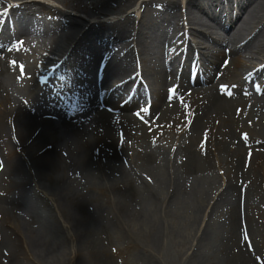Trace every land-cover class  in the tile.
Returning <instances> with one entry per match:
<instances>
[{
	"label": "bare ground",
	"instance_id": "6f19581e",
	"mask_svg": "<svg viewBox=\"0 0 264 264\" xmlns=\"http://www.w3.org/2000/svg\"><path fill=\"white\" fill-rule=\"evenodd\" d=\"M66 1L61 0L62 4ZM120 1L88 0V4L92 10L96 11V5L98 4L108 9L109 6L117 5ZM213 1L188 0L189 14L195 17L192 12L193 7L201 10L202 2L211 3ZM255 1L258 5L253 8L258 12L259 8L264 7V0ZM74 2L77 5L78 0H74ZM65 6H67V3H65ZM18 8L34 15H52L53 19L54 16L60 17L56 9L37 1H26L20 4ZM254 10L252 9L249 12L246 19L242 15L236 17L233 23V19H231L232 30L236 29L232 36V43L238 42L241 35L248 33L250 28L251 30L257 28L250 46H254L258 53L264 55V15H256ZM96 16L97 14H93V17ZM163 16L164 21L168 22V16L165 12ZM64 17H66L67 22L62 27L61 43L64 49L67 45L75 44L72 54L86 53L85 47L108 45L106 46L109 49L108 57H111L118 53L115 47L116 44L122 42L120 45L122 49H126L124 51L127 56L126 59L136 61L135 56L128 50V46L132 43V41L129 42L132 34L126 26L99 21L96 25L92 23L86 28L70 14H66ZM207 30L214 34L212 29L207 28ZM0 36L3 38V43L0 45V159L10 165L11 172L8 173L23 175L25 171L22 165L14 157L10 160L9 155L14 153L18 147L24 146L28 152V168L31 172V182L29 184H13L6 187L0 181V264H22L18 259L16 246H24L25 241L16 226L12 228L18 230L20 239L13 238L7 220V217L16 216L20 213L24 214L27 221L32 224H43L44 230L41 237L30 244L26 242L27 246H24V248L27 254L44 248L46 253H44L45 260L43 262L48 264L49 258L55 259L60 253L65 252L69 241L59 238L61 233L58 231L56 216H53L49 204L36 189L41 190L45 187L46 191L54 194L56 190L65 187V182L73 179L77 174H83L80 171L81 168L86 171L87 167L81 165L80 161H72V164L70 162V166H67L65 160L62 159V163H56L46 168L45 162L36 158L41 153L39 150L48 145L50 141H63L59 140L55 134L60 127L50 117L46 116L48 114L40 107L35 111V119L30 120L29 111L22 102L25 97L15 98L3 88L6 80L12 79L10 75L14 79L22 71L25 73L24 77L26 79L33 78L35 75L34 72L24 67L26 59L21 57L22 54L17 48L25 46L24 51L30 54L34 53L30 50V46H33V44H31L28 34L13 31L8 36L2 34ZM173 44L174 39L169 36L156 39L152 45L154 48L153 53L158 56L156 59L163 55L165 48L170 46L173 48ZM232 53L235 55L232 64L222 63L226 57L225 53L221 54L222 56L215 54L208 59V63L204 67V79H202L204 83L208 84L206 87L195 90L189 87V84L187 86L182 82L176 84L170 74L165 73L163 76L161 73L163 76L162 83L159 87H154V102L150 108H146L143 105V98L139 89L135 90L129 102L122 103L120 97L129 89L130 84L127 81L122 82L123 80L119 78V81H117V83L119 82L118 88L114 90L113 95L104 99L102 104L96 105L95 102H87V110L90 117L91 115L94 116L93 118L77 123L74 120L77 119V116L73 118V112L68 115L64 114L60 124L70 129L68 132L71 137L68 140L73 142L77 149H86L84 153H89L88 148L91 146L90 144L94 143L97 152H104L116 164H122L130 160L132 164L128 172L130 179H127L124 183L115 182L111 176L113 173L106 167L101 165L88 166L89 170L96 173L92 187H101L103 183L107 185L115 183L113 186L126 190L127 193L123 195L129 197L135 196L140 187L148 198L161 199V190L169 185L168 189L171 188L172 192L171 195L169 194L168 203H172L180 195H185L186 190H188V180L191 177L193 180L201 175L203 171H206L204 169L210 167V163L206 160L208 154L196 155L189 148H182L180 154L185 157L176 166L175 174L165 173L164 167L166 165H162V168L158 166L159 162L162 161L161 155H164L161 153V148L150 151L147 146L151 141L162 139V135L166 130L173 131L179 127L187 130L185 136L189 141H209L208 145L216 146L217 149L229 156L228 160L235 162L233 168H235L236 183L231 180L229 189L221 200V203L227 207L226 215H228L229 227L221 250L223 262L224 264H264V249L259 250L257 246L258 235H264V224L258 225L255 218L250 217L246 210L247 204L253 213H255L256 208L259 209L258 204L249 203V199L256 195L258 174H262L263 178L260 179V185H264V145L256 150L255 154H251L252 150L250 148L243 143H238V141H264V93L257 98L256 94L248 90L257 79L253 73L245 81H242L244 71L251 66L250 59L248 62L242 59L240 52L237 50H232ZM165 55L168 58L169 51H165ZM30 69L33 68L30 66ZM147 71V75L150 77L159 74L157 66L149 67ZM186 74L187 72H184L183 75ZM126 75H123V77ZM104 83L107 84L108 80ZM197 83L201 84V81ZM30 88L36 90V83L31 84V82H28L27 95H29ZM11 103L15 104L16 107L13 108ZM59 111L61 110H54L55 113ZM43 115L44 117H42ZM29 127L32 130L27 131ZM38 127L41 130H36ZM86 129H90V131ZM8 130L11 132L8 133ZM37 131L39 133L31 143L30 139ZM14 132H16L17 138L12 137ZM127 143L140 146L136 155L140 165L135 162V158L129 157L126 149ZM66 147H68V144H66ZM78 155H81V152ZM80 159L83 160L84 157L82 156ZM261 160L260 168L254 167L256 169L255 180L253 173L245 170V164L249 161L258 162ZM135 169H146L152 172L155 176L154 182H152L151 177H148L150 175L146 177ZM155 172H158V174L155 175ZM58 174L60 175L58 176ZM89 177L91 178V175ZM242 181L244 185L251 183L253 187L249 186L247 193H240L236 201L233 202L231 194L241 188ZM252 190L253 192L249 193ZM90 199L92 201L89 204L93 206L95 203L97 207L93 208L92 211L89 209L88 212H85V208L79 200L75 202V195L71 199L74 205L77 206L75 209L80 217L75 218V229L69 232L72 239L71 243H73L69 253V263L117 264V262L112 261L117 259L118 254L109 253L106 250L105 243H110V240L114 242L116 235L123 236L124 239L126 236L130 237L128 229L124 227L130 214L127 210L130 206L126 202H117L114 208H110L109 205L104 208L97 205L95 196L91 195ZM124 199L126 200V198ZM166 203L167 201H165ZM158 205H160L159 202ZM242 211L245 212L242 213ZM262 215L264 216V211ZM199 216L200 213H196L197 219ZM241 216H244L249 223L250 228L249 226L248 228L255 249L245 240L244 234H246V231ZM21 219L26 223L24 217H21ZM101 227H105L106 230L100 235ZM158 232L160 234L156 235L157 247L160 245V238L162 237V231L158 230ZM87 233L96 235L97 243H89ZM59 239L60 241H58ZM202 241H205V239ZM60 249L62 250L60 251ZM136 264L163 263L156 253L151 252L145 254L144 259Z\"/></svg>",
	"mask_w": 264,
	"mask_h": 264
},
{
	"label": "rangeland",
	"instance_id": "374dc122",
	"mask_svg": "<svg viewBox=\"0 0 264 264\" xmlns=\"http://www.w3.org/2000/svg\"><path fill=\"white\" fill-rule=\"evenodd\" d=\"M42 1H46L47 3L49 2L48 0ZM87 1L88 0H81V2L74 9H68L69 7H64L60 4H58V7L63 12L68 13L75 14L76 12L81 13V11L85 13H92L93 10ZM121 2L124 3L125 6H131L133 4H136L137 0H123ZM75 4L76 3H71V6H75ZM100 6L101 4L96 5V12H94L93 14H97L98 19L101 20V16H104V12L108 17L104 18L103 21H109L116 8L113 9L112 6H109L108 9H106L105 7L100 8ZM85 13H83L81 16H84L88 20L91 19V17ZM144 15L145 17H148L152 14H146V12H144ZM134 20L136 21V23H138L140 19L134 18ZM82 21L84 22V24L87 23L83 19ZM140 25L141 24H138L137 26L140 28ZM149 26L151 28L153 27V25ZM47 39H49V37ZM145 40L146 44L149 45L150 39H148L146 36ZM149 52L153 53L154 50H149ZM178 141L182 146H190V144L186 140V137L173 134L172 136H167L165 140L164 145L166 147V150H170L171 152ZM58 142L59 143L55 142V146L64 149V146L66 147V144H69L71 141ZM126 147L129 151V157L135 158V162L140 165L138 162V158L136 157L139 152L140 146L138 144L127 143ZM188 148L193 149L190 147ZM80 150L81 155H78V153L75 152L76 157L73 159V161H80L81 165L87 167L86 171L81 168V171L84 175L82 177L74 178V180H69L68 183L71 185V188L65 192H57L58 190H56L53 194L46 191V188L44 187V190L47 193L46 195L48 197V200L46 201L49 204L51 213L53 214V216H56L57 219L58 231H60L61 233L59 234V238L69 241L64 253H60L58 256H56L55 259H48V257H46V259H48L49 261L48 264H71L69 263V253L71 251L73 243H71L72 239L70 238L69 232L75 229V218L80 217L75 209V207L77 206H75L71 201V197H73L74 195L77 196L81 204H83L85 212H88L89 209L90 211H92L93 208L97 207L95 203L93 204V206L89 204L92 201L90 199L91 195H93V197L95 196L97 199L96 202L98 201V203L102 204L104 208L106 206L108 207V205L110 206V208H114L117 202H126L130 206L127 209L130 213L127 218V224L124 225V227L128 229L130 237L128 238V236H126L124 239L123 236L120 237L119 235H116L114 237V242L110 240V243H105V245L107 246L106 250H108L109 253L118 254L117 259H114V261L112 262H117V264H136L137 262H140L141 259H144L145 254H150L151 252H153L158 255L163 264H224L221 250L223 248L224 240L226 238V235L228 234L229 229L228 217L226 218L224 213V210H226L227 208L222 206L214 216H211V218L208 215L210 207L214 204L217 197H219L220 193L225 189L227 184L233 178L231 176L230 164L228 163L226 156L222 152H217L216 148H213L212 151H209V161L212 162V168L210 172L208 171L202 177H200L197 181V185L192 188L188 194L180 195L172 203H168V198L171 195L168 187H165L161 190V199H150L144 192L136 193V195L133 197L123 195L125 194L124 189H119L118 187L113 186L115 183L110 185L103 183L102 186L104 187H92V183L95 180L96 174L92 173L89 170L88 166L100 163L102 166L110 168L112 170V178L115 182L124 183L127 179H130L128 172L132 164L130 163V160L123 164H115L112 160H110L102 153L100 154V156H98L94 147H91L89 154L84 153V150L86 149ZM194 150L195 149H193L192 151ZM54 153H48L45 155V157L52 158L49 159L48 162L45 161L46 166H51L56 163H62V153H60L59 151ZM82 156L84 157L83 160L80 159V157ZM167 158L169 169L172 171V168H175L173 166L176 162L175 156L172 153H167ZM80 164L79 166H81ZM135 170L142 173L146 177L150 175L148 176L149 178H155L154 174L146 169ZM89 175H91V178L89 177ZM78 176H80V174ZM86 187L91 188V190L85 189ZM225 190L218 198L219 202ZM85 193H87L86 197H84L83 195ZM211 195L212 197L210 201H208ZM124 198H126V200ZM158 201L160 205L157 206ZM165 201H167L166 204ZM206 201L208 202L206 203ZM258 202V206L264 208L263 202H260L259 199ZM205 204L208 205V208L203 215L202 211L200 212V210L205 209ZM196 213H200L199 219H197ZM20 217L24 216H19L17 218L15 217L14 222L16 221L22 224V234L24 240H27L28 244L41 237L44 230L43 224H32L30 222L24 223ZM209 218L211 225L210 231H212L210 232L207 230L208 232L206 236L202 234L200 235V232L202 230L201 228H203L204 226L202 224V221H204L205 223L209 220ZM218 225L219 230H216L218 228ZM105 230V227H101L100 235ZM158 230L162 231V237L160 238V245L157 247L156 245L158 244L156 242V235L160 234ZM202 236L205 237L202 239H205V241L201 240V242L199 240ZM87 237L89 238V243H97L96 235L89 233ZM58 241H60V239ZM27 243L25 246H27ZM16 247L18 259L22 262V264H45V262H43L45 260L44 253H46V250L44 248L37 249L33 253L27 254L23 246ZM263 247L264 243H262L260 249H262ZM61 250L62 249H60V251Z\"/></svg>",
	"mask_w": 264,
	"mask_h": 264
}]
</instances>
